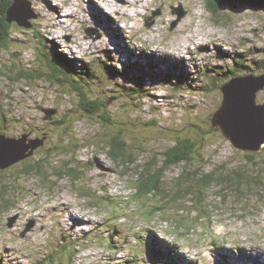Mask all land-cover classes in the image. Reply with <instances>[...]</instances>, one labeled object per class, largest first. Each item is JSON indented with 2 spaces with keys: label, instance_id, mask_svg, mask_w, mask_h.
Listing matches in <instances>:
<instances>
[{
  "label": "rangeland",
  "instance_id": "1",
  "mask_svg": "<svg viewBox=\"0 0 264 264\" xmlns=\"http://www.w3.org/2000/svg\"><path fill=\"white\" fill-rule=\"evenodd\" d=\"M28 1L37 18L29 29L16 25L0 54V131L14 139L25 135L26 144L43 140V146L0 171V264H68L71 254L69 264H264L263 181L238 192L232 182L231 189L217 184L200 195L192 180L190 195L178 203L160 207L152 199L143 207L133 196L134 176H124L97 143L123 130L142 162L146 155L161 161L178 139L192 141L193 166L164 174L170 195L196 170H259L263 178L264 147L233 148L211 120L222 107L224 84L264 69V7L220 0L212 16L205 0H109L111 8L105 0ZM179 7L185 16L172 27ZM40 53L93 68L96 82L83 88L88 98L106 102L114 124L87 116L67 86L37 79L48 73ZM21 71L30 79L17 76ZM136 78L145 82L146 96L137 102L127 91L138 85ZM256 104H264V90ZM44 110L70 122L72 132L62 141L57 130L64 128H55L61 117L48 122ZM39 158L40 173L19 172ZM65 171L74 176L60 177Z\"/></svg>",
  "mask_w": 264,
  "mask_h": 264
},
{
  "label": "trees",
  "instance_id": "2",
  "mask_svg": "<svg viewBox=\"0 0 264 264\" xmlns=\"http://www.w3.org/2000/svg\"><path fill=\"white\" fill-rule=\"evenodd\" d=\"M205 7L206 9L211 13L212 16L218 15V13L221 10V4L219 3L220 0H205ZM237 3L241 4H253L258 7H264V0H234ZM13 3V0H0V54L3 50L8 48V45L10 43V38L12 34L13 28L18 24L14 22H8V11ZM48 4V3H47ZM52 10H55L56 8L52 5L49 6ZM15 24V25H14ZM110 26V25H109ZM20 27V26H19ZM109 29V27H106V30ZM118 34H120V30L118 29ZM121 35V34H120ZM38 35L37 39L39 42H41V38ZM42 47V46H41ZM42 60V67L48 71V73H40L39 77L37 79H44L45 81L51 83L55 82V85H59L60 87L67 86L68 92L73 94L77 98L76 105L79 107L87 116H97L99 115V118L102 120V122L105 125L111 126L114 124L109 118L107 113V106L106 102L104 101H97L92 98H88V92L83 88L85 84L89 83H95L96 82V76L93 68L88 67V64L84 63L81 60H77L76 63H79V66H72L71 64L67 63V58L63 55L56 57L48 58L46 54L40 53ZM149 59V62H151V59ZM70 69V70H69ZM66 70H69V74L72 76V79H67L69 74L65 73ZM65 71V72H64ZM262 73H264V69L261 68L259 70ZM22 73H18L17 76H22L23 79H30V77L26 76L28 75L26 72L21 71ZM256 72H254L255 74ZM1 74V72H0ZM113 74V73H112ZM109 78L110 75H107ZM236 77V75L229 76L225 79L224 82L230 80L231 78ZM63 78V79H62ZM138 85H135L133 88L127 89V91H131L132 97L134 98V101L136 100L140 101L146 96L142 95L144 91H141L140 87L144 89L145 82L143 79L136 78ZM223 82V83H224ZM57 87V86H55ZM217 90V89H216ZM64 115V114H63ZM63 115H59L58 111L56 110V113L51 117V121H53V118L55 117H61L58 120V123L55 124V128H59L62 130H57V133L59 134L58 138H61V141L68 136V133L72 130L68 129L67 127V121L66 118ZM48 121V120H47ZM50 121V122H51ZM49 122V121H48ZM0 123H5L4 117L1 115ZM70 124V122L68 121ZM155 123H148V126H154ZM1 130V127H0ZM123 130L117 131L115 134H111L107 136V140L99 141L97 142L99 144V151L104 152L107 157L113 162L118 168H121L124 176L131 175L134 176V182H133V189L135 198H139L143 200V207H147L150 200L155 199L156 202L155 205L160 207L166 206L165 203H171L175 202L178 203L182 200L183 195H190V187L188 183L192 180L196 181V184L199 186L196 190H198L201 195L202 191L208 190L211 186L214 185H221L226 186L229 188L230 182H232L235 191L238 192L240 188H250L249 186L252 185V183H258L257 181H263L264 177L262 178L260 175L259 170L255 172L248 173L244 170H237L235 169V172L231 175L229 172L224 169L223 173L220 174V172L213 170L212 172H208L205 174H200V171L196 170L194 177L188 176L184 178L181 181V184H178L176 186L177 190L172 192L170 195L166 192L165 189H168L164 184V178L165 173L169 170L176 168L180 165L183 166H193V158H191L195 144L190 141L189 139H178L174 142L173 146L163 151L159 157H161V161L157 160L156 157H146L144 156V160L142 162H139V158L134 159V152L137 150V147L135 144H131L129 140H127V136L122 133ZM210 132L214 131L212 128L209 129ZM70 134V133H69ZM0 135H4L3 131H0ZM46 135V134H45ZM65 135V137H64ZM204 141L205 137H201ZM43 139V137L41 138ZM41 148V147H39ZM38 148V149H39ZM37 150V149H36ZM238 150V149H237ZM243 152V151H242ZM148 158H150L148 160ZM42 162V159H36L29 164L21 167L20 173L23 175H31L34 172L40 173V170L43 169V167L40 165ZM46 164H44V167ZM253 166H255L257 169H259V165L257 163H253ZM47 167V166H46ZM45 167V168H46ZM255 168V169H256ZM2 171V170H1ZM74 176L73 172L65 171L63 174L60 175V177L64 176ZM264 175V174H261ZM261 177V178H260ZM184 181V183H183ZM185 185V186H183ZM231 189V188H229ZM196 201L197 203H202L203 201L200 200ZM161 208H156L155 212L160 213ZM163 247V246H162ZM165 248V247H164ZM66 249H69V247H66ZM75 254H71L68 257V264L72 263L73 259L75 258ZM63 257L61 256L60 259ZM59 259V260H60ZM65 260V258H63ZM63 264V263H60ZM127 264H137L136 260H131V262H128Z\"/></svg>",
  "mask_w": 264,
  "mask_h": 264
},
{
  "label": "water",
  "instance_id": "3",
  "mask_svg": "<svg viewBox=\"0 0 264 264\" xmlns=\"http://www.w3.org/2000/svg\"><path fill=\"white\" fill-rule=\"evenodd\" d=\"M30 6L28 0H13L7 21L23 28H31L30 21L36 19L37 15ZM174 13L177 18L172 27L185 16L182 7L175 9ZM229 82L220 89L228 86L222 90V107L212 116V127H217L235 149L259 152L264 147V104H256V94L264 90V74L236 77ZM43 113L46 115L45 119L51 120L56 110H44ZM27 140L25 135L21 139L0 135V171L32 156L36 149L43 146V140L34 139L26 144ZM13 222L14 219L9 220L7 226L11 228Z\"/></svg>",
  "mask_w": 264,
  "mask_h": 264
},
{
  "label": "bare ground",
  "instance_id": "4",
  "mask_svg": "<svg viewBox=\"0 0 264 264\" xmlns=\"http://www.w3.org/2000/svg\"><path fill=\"white\" fill-rule=\"evenodd\" d=\"M92 1H94V0H92ZM104 2H105V4H106L108 7L111 8V4H112V3H110L109 0H105ZM87 3L89 4L88 0H87ZM108 3H110V6H109ZM112 7H113V6H112ZM116 8H117V7H116ZM101 22H102V21H101ZM112 23H113V21H112ZM111 25H113V24H111ZM103 33H104V32H103ZM103 37H106V36H103ZM70 214H71V213H70ZM71 216H72L73 221H79L78 218H77V216H75L74 214H71ZM72 219H70V220H72Z\"/></svg>",
  "mask_w": 264,
  "mask_h": 264
},
{
  "label": "clouds",
  "instance_id": "5",
  "mask_svg": "<svg viewBox=\"0 0 264 264\" xmlns=\"http://www.w3.org/2000/svg\"><path fill=\"white\" fill-rule=\"evenodd\" d=\"M30 2V1H29ZM115 28H118L117 26H115ZM119 29V28H118ZM118 29H116L117 30V34H118ZM121 32V31H120ZM120 35V34H119ZM121 35H122V32H121ZM120 35V36H121ZM261 73V72H260ZM264 73H262V74H260V75H263ZM249 75H251V76H260V75H252V74H249ZM241 77V76H240ZM234 148V147H233Z\"/></svg>",
  "mask_w": 264,
  "mask_h": 264
}]
</instances>
